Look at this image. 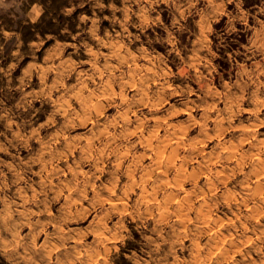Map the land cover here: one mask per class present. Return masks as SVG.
I'll list each match as a JSON object with an SVG mask.
<instances>
[{
  "label": "clouds",
  "instance_id": "clouds-1",
  "mask_svg": "<svg viewBox=\"0 0 264 264\" xmlns=\"http://www.w3.org/2000/svg\"><path fill=\"white\" fill-rule=\"evenodd\" d=\"M0 264H264V0H0Z\"/></svg>",
  "mask_w": 264,
  "mask_h": 264
}]
</instances>
